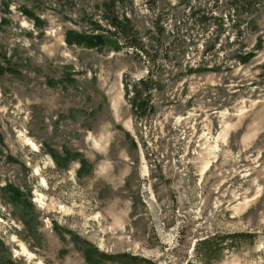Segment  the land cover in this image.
<instances>
[{"label":"rangeland","instance_id":"1","mask_svg":"<svg viewBox=\"0 0 264 264\" xmlns=\"http://www.w3.org/2000/svg\"><path fill=\"white\" fill-rule=\"evenodd\" d=\"M236 2L0 0V264H264V0Z\"/></svg>","mask_w":264,"mask_h":264},{"label":"trees","instance_id":"2","mask_svg":"<svg viewBox=\"0 0 264 264\" xmlns=\"http://www.w3.org/2000/svg\"><path fill=\"white\" fill-rule=\"evenodd\" d=\"M238 2H236L239 5H242V7H244L243 3L246 2V4H251L252 0H237ZM108 11L110 12V9L108 8ZM107 19L110 20V25L115 28L116 31L122 33L125 41H128L130 39V34H131V27L129 25H127V23L123 22L113 11H111L108 16ZM130 32V34H129ZM132 35V34H131ZM100 40V39H99ZM101 40L103 42H105L103 40V38L101 37ZM66 41L68 44L72 45H84L86 47H91L89 46L90 44H87L84 40L80 39L79 36L77 35H73V34H69L66 37ZM132 47H140L139 45L135 44V43H131ZM8 67H3L0 64V74L2 75L5 70ZM156 85V87L159 85V82H157L156 80H154V76L153 73H150V76L147 78H144L143 80H140L138 83H136L134 85V91H133V98L131 100L134 109H135V113H144V112H149L152 110V90H154V86ZM151 109V110H150ZM58 161V158H57ZM85 162H83L84 164ZM19 193H17L18 195ZM241 236H247L250 237L251 235L247 233L243 234H232L229 236H223V237H212V238H206L204 240L200 241V245H201V258L204 259L206 262L211 261L212 258H218L220 255V252L226 248V246L224 245V243L227 242V238L229 239H235L236 237H240ZM218 239V241H217ZM233 241V240H232ZM111 258V257H110ZM115 258H118L120 261H122L121 258H126L128 261H132L135 263H139V261H147L143 258H138L137 256H132L129 254H119L118 256H115Z\"/></svg>","mask_w":264,"mask_h":264}]
</instances>
